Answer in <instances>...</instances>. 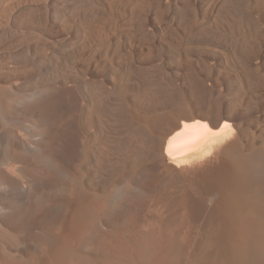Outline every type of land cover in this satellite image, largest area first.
<instances>
[{"label":"bare ground","instance_id":"obj_1","mask_svg":"<svg viewBox=\"0 0 264 264\" xmlns=\"http://www.w3.org/2000/svg\"><path fill=\"white\" fill-rule=\"evenodd\" d=\"M0 264H264V0H0Z\"/></svg>","mask_w":264,"mask_h":264}]
</instances>
